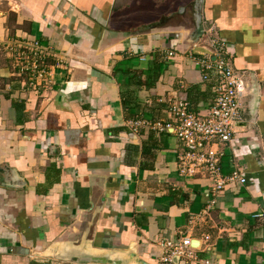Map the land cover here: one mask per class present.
<instances>
[{
	"label": "crops",
	"instance_id": "0c3cea01",
	"mask_svg": "<svg viewBox=\"0 0 264 264\" xmlns=\"http://www.w3.org/2000/svg\"><path fill=\"white\" fill-rule=\"evenodd\" d=\"M198 14L255 89L221 145L222 174L247 182L217 194L206 169L181 175L172 129L128 125L166 122L172 99L207 113L215 79L188 41ZM15 35L68 60L29 101L5 48ZM185 236L176 264H264V0H0V264H114L70 256L102 250L159 264L163 241Z\"/></svg>",
	"mask_w": 264,
	"mask_h": 264
},
{
	"label": "built area",
	"instance_id": "2783aa9c",
	"mask_svg": "<svg viewBox=\"0 0 264 264\" xmlns=\"http://www.w3.org/2000/svg\"><path fill=\"white\" fill-rule=\"evenodd\" d=\"M197 46L205 51L199 56L194 53L192 55L202 72L203 80H209L211 73L215 79V94L207 113L194 111L186 101L162 100L166 103L168 113L166 122L137 118L129 120L128 125L135 131L142 126L172 129L185 147L178 155L181 175L194 177L206 169L213 179L212 191L217 194L233 182H247L241 170H235L228 176L222 174L221 162L225 153L221 145L231 142L237 133L238 125L244 117V92L252 91L254 85L234 67L226 39L215 33L213 27L203 29L194 44V47ZM5 48L12 60L14 75L29 93L26 98L28 101L33 93L43 94L52 90L56 81L55 70L68 64L65 54L57 52L53 46L43 43L36 36H10L5 41ZM176 56L177 51H168V58L175 59ZM141 59H147V55H142ZM206 239L209 240L210 236L207 235ZM162 245L164 253L159 264H176V255L191 256V238L188 236L179 241H163ZM199 264L204 263L201 261Z\"/></svg>",
	"mask_w": 264,
	"mask_h": 264
},
{
	"label": "water",
	"instance_id": "95a60500",
	"mask_svg": "<svg viewBox=\"0 0 264 264\" xmlns=\"http://www.w3.org/2000/svg\"><path fill=\"white\" fill-rule=\"evenodd\" d=\"M198 22L197 24L195 25V30H193L188 36V41L191 43V45L195 44L197 39L199 38L200 34L198 32V30L201 28L200 26L202 25V21L200 19L201 15L198 14ZM253 92H255V89L253 87L252 89ZM120 253H124V252H121V251H112V250H102V251H92L91 253H89L88 255L87 254H84V252H74L72 253V255H70L71 257H75V258H79L80 261H95V262H101V263H118V264H124V263H127L129 262L128 260L129 259H126L125 257H117V258H114V255L115 254H120ZM126 254L127 256H129L128 258H133L131 257L132 254L130 253H124ZM76 255V256H75ZM67 254L65 255H59L57 256L59 259H66V258H69V257H66ZM179 259V256L176 255L174 257V261L177 263V260ZM136 262H139L140 264H145L144 262L140 261V260H136Z\"/></svg>",
	"mask_w": 264,
	"mask_h": 264
},
{
	"label": "rangeland",
	"instance_id": "374dc122",
	"mask_svg": "<svg viewBox=\"0 0 264 264\" xmlns=\"http://www.w3.org/2000/svg\"><path fill=\"white\" fill-rule=\"evenodd\" d=\"M134 13H135L134 19H136V20H137V18H139L140 20L143 19V17L139 15L140 11H137V12H134Z\"/></svg>",
	"mask_w": 264,
	"mask_h": 264
}]
</instances>
